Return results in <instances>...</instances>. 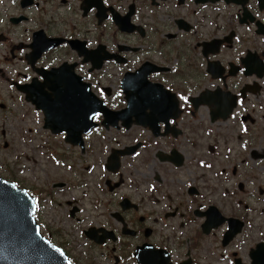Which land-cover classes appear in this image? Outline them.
<instances>
[{"label":"flooded vegetation","instance_id":"obj_1","mask_svg":"<svg viewBox=\"0 0 264 264\" xmlns=\"http://www.w3.org/2000/svg\"><path fill=\"white\" fill-rule=\"evenodd\" d=\"M3 114L69 260L264 264V0H0Z\"/></svg>","mask_w":264,"mask_h":264},{"label":"water","instance_id":"obj_2","mask_svg":"<svg viewBox=\"0 0 264 264\" xmlns=\"http://www.w3.org/2000/svg\"><path fill=\"white\" fill-rule=\"evenodd\" d=\"M93 101L94 105L97 104L96 99ZM175 105L173 100L172 109ZM64 130L70 131L66 127L55 132ZM33 213L32 198L13 183L0 178V264H71L63 251L40 236ZM241 227L242 223L238 220H228V231L223 243H227L240 232ZM204 229L207 231V225ZM256 249L252 264H263L262 246L258 245ZM140 264L154 262L141 257ZM162 264H166V260Z\"/></svg>","mask_w":264,"mask_h":264},{"label":"rangeland","instance_id":"obj_3","mask_svg":"<svg viewBox=\"0 0 264 264\" xmlns=\"http://www.w3.org/2000/svg\"><path fill=\"white\" fill-rule=\"evenodd\" d=\"M6 116H7V114L0 115V124H2L4 126L3 127L4 129H10L11 124L9 123V121H7V119H5ZM14 127L16 129H18L15 125H14ZM0 129H2V128H0ZM18 131H20V130L18 129ZM6 142H7V144H11V142L8 139L6 140ZM2 145H3V142H1V144H0V177H2L5 180L10 181L9 175H11V176L15 177L18 182H22L23 175L21 172H22V167H23L24 162H23V160H17L15 157L16 155H19L20 152H22V145H21L20 137L19 136L16 137L13 145H8L7 149L3 148ZM11 156H13V157H11ZM36 163H37V161H36ZM50 170L52 171V168H50ZM35 171L37 173H39V169L36 168ZM242 171H241V173H242ZM42 178H43V176H42ZM241 180L243 182L248 183V179H246L245 177H242ZM252 180H254L253 184H255V185L257 183H259V181H260V179H258V178H255ZM262 184L263 183L261 182V185ZM251 192L253 193V199L248 200V204H251L252 207H255V204H257L256 202L261 201V199L259 197H257L258 195H257V193L254 192L253 188L251 189ZM239 211H237V212L239 213ZM237 212L232 211V213H237ZM67 225H69V223H67ZM72 246H75V251H73V256H74L73 259L70 258V260L75 259L77 264H88L89 263L88 257L95 258L94 260L96 262H98L99 264H111L110 262H106L104 259L103 260L100 259L99 258L100 255H96L93 251H89V249L85 248L84 247L85 246L84 241H79V238H77V237L72 242ZM79 247H81V248H79Z\"/></svg>","mask_w":264,"mask_h":264},{"label":"snow or ice","instance_id":"obj_4","mask_svg":"<svg viewBox=\"0 0 264 264\" xmlns=\"http://www.w3.org/2000/svg\"><path fill=\"white\" fill-rule=\"evenodd\" d=\"M97 115H99V114H97ZM93 118H95V117H93Z\"/></svg>","mask_w":264,"mask_h":264}]
</instances>
